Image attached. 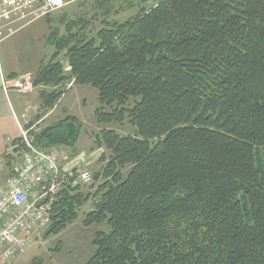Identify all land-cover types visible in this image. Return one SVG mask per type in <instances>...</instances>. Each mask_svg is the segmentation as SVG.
<instances>
[{
    "label": "trees",
    "instance_id": "obj_1",
    "mask_svg": "<svg viewBox=\"0 0 264 264\" xmlns=\"http://www.w3.org/2000/svg\"><path fill=\"white\" fill-rule=\"evenodd\" d=\"M90 23L53 30L34 86L44 109L90 86L98 126L134 134H96L97 185L60 192L47 234L90 203L85 226L108 231L86 264H264V0H160L95 38ZM82 129L67 116L35 144L76 155Z\"/></svg>",
    "mask_w": 264,
    "mask_h": 264
},
{
    "label": "built area",
    "instance_id": "obj_2",
    "mask_svg": "<svg viewBox=\"0 0 264 264\" xmlns=\"http://www.w3.org/2000/svg\"><path fill=\"white\" fill-rule=\"evenodd\" d=\"M86 0H0V42L7 30L22 29ZM34 82L20 77L4 81L5 92L19 94L32 91ZM24 154L16 170L7 177L0 190V264H10L30 248L49 227L53 205L65 188H85L94 174L85 167L63 168L70 161L67 151L41 149L35 144L33 130L19 123ZM69 162H67L68 164Z\"/></svg>",
    "mask_w": 264,
    "mask_h": 264
},
{
    "label": "rangeland",
    "instance_id": "obj_3",
    "mask_svg": "<svg viewBox=\"0 0 264 264\" xmlns=\"http://www.w3.org/2000/svg\"><path fill=\"white\" fill-rule=\"evenodd\" d=\"M160 0H86L81 3L71 4L66 6L63 10L57 12L64 18V24L55 23L54 25L60 28L61 33H65L66 24L71 21L83 20L91 22L90 37L95 38L98 32L103 28L102 22L108 20L110 22L120 21L124 22L131 19L140 12L141 9H151ZM56 13V14H57ZM55 14L53 15V17ZM60 16V17H61ZM1 51V50H0ZM55 52V49H53ZM65 64L67 73L71 72L68 62L63 56L59 58ZM65 94H69L65 102H70V105L62 103L61 100L52 109V117H49L40 126L58 123L67 116H74L78 118L82 124L83 129L81 138L78 143V150L90 154L89 158H84L76 163L77 166L85 167L95 174L100 171L102 163L100 162L103 149H98L95 145L96 134L101 130L114 129L122 135L134 134V130L128 125L123 126L114 124L112 126H98L95 119V112L99 107V93L96 89L90 86H78L74 84V80L69 82L64 88ZM75 100V103H72ZM33 120V119H32ZM31 120V121H32ZM30 121V120H29ZM35 123V122H34ZM24 126V124H22ZM39 126V127H40ZM2 141V140H1ZM21 151L15 152V159L17 164L15 168L22 161L24 148L21 146ZM2 150V142L0 144V151ZM52 150V149H51ZM53 150L65 152L66 147H56ZM69 154V153H68ZM73 155L71 157V160ZM3 154L0 155V190H2L7 179V162ZM73 161V160H72ZM71 162V161H67ZM63 163V168H74L75 166L66 165ZM14 165V162H13ZM94 180L89 186L83 188V191L93 192L92 189L97 185ZM92 210V204H88L80 211V219L70 225L65 232L58 235H48L46 228L41 235L34 240L30 248L22 256L14 259L10 264H86V262L94 255L96 248L93 244L96 234L100 231H108L107 225H97L86 227L84 220L86 214Z\"/></svg>",
    "mask_w": 264,
    "mask_h": 264
},
{
    "label": "crops",
    "instance_id": "obj_4",
    "mask_svg": "<svg viewBox=\"0 0 264 264\" xmlns=\"http://www.w3.org/2000/svg\"><path fill=\"white\" fill-rule=\"evenodd\" d=\"M56 13H54V17L52 14L25 28L7 30V37L0 42V144L2 142L0 155L3 154L8 160L7 177L18 167L15 168L18 163L15 159V152L21 151V145L15 144V141L21 138L19 123L24 124L27 129L33 130L32 132L38 133L53 125L52 122L40 126L41 123L52 117L53 111L43 107L40 96L41 91L44 90L43 87H34L26 94H19L15 90H10L7 93L3 89V82L5 80L13 82L20 77L30 78L34 82L42 64L48 63L55 53L49 37L54 29L60 30L54 25V22L59 25L64 24L63 16ZM69 94L64 95L61 104L70 105V102H65ZM72 103H75V100ZM66 151L69 153L71 161L66 165L70 166H75L78 161L90 156L84 151H79L76 155L70 149ZM72 155L73 161L71 160Z\"/></svg>",
    "mask_w": 264,
    "mask_h": 264
}]
</instances>
